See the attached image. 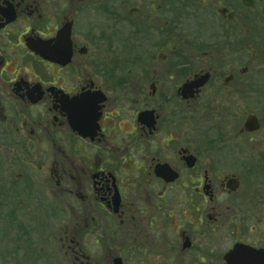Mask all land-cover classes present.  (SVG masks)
Masks as SVG:
<instances>
[{
    "label": "flooded vegetation",
    "instance_id": "1",
    "mask_svg": "<svg viewBox=\"0 0 264 264\" xmlns=\"http://www.w3.org/2000/svg\"><path fill=\"white\" fill-rule=\"evenodd\" d=\"M0 264H264V0H0Z\"/></svg>",
    "mask_w": 264,
    "mask_h": 264
},
{
    "label": "snow or ice",
    "instance_id": "2",
    "mask_svg": "<svg viewBox=\"0 0 264 264\" xmlns=\"http://www.w3.org/2000/svg\"><path fill=\"white\" fill-rule=\"evenodd\" d=\"M80 104L84 108V110L87 112L91 108L93 101L89 98H83L80 101Z\"/></svg>",
    "mask_w": 264,
    "mask_h": 264
}]
</instances>
